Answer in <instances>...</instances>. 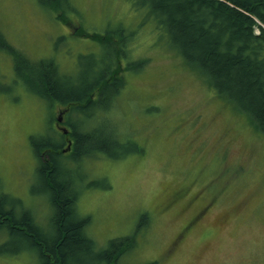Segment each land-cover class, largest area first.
Returning <instances> with one entry per match:
<instances>
[{"label":"rangeland","instance_id":"1","mask_svg":"<svg viewBox=\"0 0 264 264\" xmlns=\"http://www.w3.org/2000/svg\"><path fill=\"white\" fill-rule=\"evenodd\" d=\"M70 1L76 12H68L72 23L64 25L56 17L61 12L38 0H0V26L20 51L54 60L75 79L89 53L103 56L110 47L75 37L76 27L133 34L120 60L123 96L139 103L129 99L130 114L119 121L134 130L132 140L143 151L120 160L94 157L77 171L99 182L78 202L98 249L116 239L132 245L118 264H264V135L171 45L149 8L133 0ZM139 60L144 66L130 70ZM106 106L75 121L106 131L116 123V112ZM148 107L157 111L146 113ZM65 108L31 93L15 77L14 58L0 53V198L17 220L31 215L45 233L53 231L54 209L35 146L57 140L53 133L65 127L66 116L57 121ZM0 247V264H40L37 253L23 249L5 228Z\"/></svg>","mask_w":264,"mask_h":264},{"label":"trees","instance_id":"2","mask_svg":"<svg viewBox=\"0 0 264 264\" xmlns=\"http://www.w3.org/2000/svg\"><path fill=\"white\" fill-rule=\"evenodd\" d=\"M133 1L151 10L171 45L204 74L217 94L246 113L264 135V0ZM38 2L42 7L61 12V18L56 17L64 25L72 23L67 15L76 9L70 0ZM84 30L83 26L76 27L74 36L91 38L105 48L110 46L109 54L106 50L99 57L89 53L87 57L91 60L85 62L87 67L80 72L83 75L75 79L54 60H35L20 51L7 40L0 26V53H9L14 58L16 79L37 97L66 107L64 125L68 132L56 130L53 134L57 140H45L35 146L41 158L37 171L54 209L52 233L36 226L31 215L17 220L14 209H8V203L0 198V228L18 238L23 249L37 253L40 264H118L132 248V245L123 247L124 241L116 239L104 250L98 249L87 231L91 220L80 216L78 202L86 189L98 187L99 182L86 180L77 171L81 170L82 161L94 157L106 155L120 160L143 151L132 140L134 130L119 121L130 114L129 99L139 103L123 96L127 80L121 61L126 54L125 42L133 39V34L126 35L122 28L104 35ZM80 59L84 62L82 55ZM143 66L139 60L132 62L129 69L139 71ZM103 105H108L104 107L106 112L115 111L118 118L111 117L116 123L106 126V131L102 126L88 127L92 122L89 120L75 121L78 115L93 118L91 110L102 109ZM155 111L156 108L148 107L146 113ZM69 142L72 144L66 154ZM4 252L0 247V253Z\"/></svg>","mask_w":264,"mask_h":264},{"label":"water","instance_id":"3","mask_svg":"<svg viewBox=\"0 0 264 264\" xmlns=\"http://www.w3.org/2000/svg\"><path fill=\"white\" fill-rule=\"evenodd\" d=\"M61 120H62V119L60 118V119H59V122H61Z\"/></svg>","mask_w":264,"mask_h":264},{"label":"bare ground","instance_id":"4","mask_svg":"<svg viewBox=\"0 0 264 264\" xmlns=\"http://www.w3.org/2000/svg\"><path fill=\"white\" fill-rule=\"evenodd\" d=\"M113 116H115V114Z\"/></svg>","mask_w":264,"mask_h":264}]
</instances>
